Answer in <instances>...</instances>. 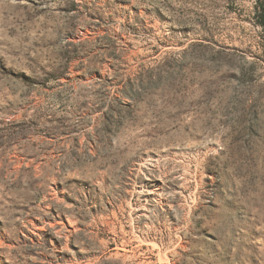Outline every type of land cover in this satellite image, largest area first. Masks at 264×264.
I'll list each match as a JSON object with an SVG mask.
<instances>
[{"label": "rangeland", "instance_id": "rangeland-1", "mask_svg": "<svg viewBox=\"0 0 264 264\" xmlns=\"http://www.w3.org/2000/svg\"><path fill=\"white\" fill-rule=\"evenodd\" d=\"M264 0H0V264H264Z\"/></svg>", "mask_w": 264, "mask_h": 264}, {"label": "trees", "instance_id": "trees-1", "mask_svg": "<svg viewBox=\"0 0 264 264\" xmlns=\"http://www.w3.org/2000/svg\"><path fill=\"white\" fill-rule=\"evenodd\" d=\"M262 17L264 18V14L262 15ZM262 26H264V22H260Z\"/></svg>", "mask_w": 264, "mask_h": 264}]
</instances>
